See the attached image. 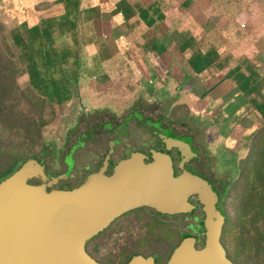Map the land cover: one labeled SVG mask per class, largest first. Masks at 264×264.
Instances as JSON below:
<instances>
[{
    "label": "crops",
    "instance_id": "0c3cea01",
    "mask_svg": "<svg viewBox=\"0 0 264 264\" xmlns=\"http://www.w3.org/2000/svg\"><path fill=\"white\" fill-rule=\"evenodd\" d=\"M10 4L23 79L58 104L120 90L155 104L218 179L264 131V0Z\"/></svg>",
    "mask_w": 264,
    "mask_h": 264
},
{
    "label": "water",
    "instance_id": "95a60500",
    "mask_svg": "<svg viewBox=\"0 0 264 264\" xmlns=\"http://www.w3.org/2000/svg\"><path fill=\"white\" fill-rule=\"evenodd\" d=\"M161 138L164 148H150L151 160L144 161L147 151H132L110 174L90 172L70 189L45 190L58 176L48 178L43 159H25L0 181V264H103L86 250L87 239L139 206L190 213L196 208L190 195L201 204L204 239L198 244L196 234L183 235L163 264H236L221 240L225 216L211 179L184 164L198 154L191 137L167 132ZM172 146L180 155L178 175L172 168ZM34 176L43 182L29 183ZM154 263L153 255L136 253L118 264Z\"/></svg>",
    "mask_w": 264,
    "mask_h": 264
},
{
    "label": "rangeland",
    "instance_id": "374dc122",
    "mask_svg": "<svg viewBox=\"0 0 264 264\" xmlns=\"http://www.w3.org/2000/svg\"><path fill=\"white\" fill-rule=\"evenodd\" d=\"M10 5V0H0V21L3 23L11 45L9 30L12 23V12ZM14 58L17 62L16 79L25 92V102L29 106L33 105L32 112H34L36 119V127H22L20 130L0 127V134L5 132L12 138L11 152L17 153L20 158L31 155L39 157L41 155L40 151L46 145H59L64 129L62 118L66 109L100 107L108 103L116 106V104H125L121 98L128 96V92L123 93V90H120L118 93L87 92L84 95L77 96V100L63 104L42 100L40 96L37 97L35 90L27 89L22 76L23 69L16 57ZM82 80L83 83L90 81ZM262 138H264V131L254 137L248 148L240 153L238 161L236 156L232 155L231 170L225 175L224 186L222 184L221 189L218 190L221 200V202L219 200L218 206L225 216L223 242H225L226 250L234 249L238 222L241 219V197L246 185L250 184L254 178L253 169L261 153ZM206 150L205 148V152ZM199 160L201 163V157ZM201 169L203 170V168ZM195 214L198 216V220L203 217L201 210ZM191 217L192 215L188 213L159 214L149 206H139L125 211L105 228L87 239V247L94 257L105 264H118L123 260L125 254L130 252L151 254L157 257L158 252L161 251L163 256L161 259L157 258V264H161L166 261L173 245L179 240L178 228L182 231H191L197 234L195 228L185 225V222ZM203 230L202 228L199 230L202 231V234L198 235L200 243L204 239Z\"/></svg>",
    "mask_w": 264,
    "mask_h": 264
},
{
    "label": "flooded vegetation",
    "instance_id": "af4514ba",
    "mask_svg": "<svg viewBox=\"0 0 264 264\" xmlns=\"http://www.w3.org/2000/svg\"><path fill=\"white\" fill-rule=\"evenodd\" d=\"M121 99L125 104H116L115 106L108 103L100 107H79L65 110L62 118L64 129L58 151L53 149L51 153H44L38 157L43 159L44 171L48 178L58 176L51 185L44 186L45 190L74 188L81 184L90 172L101 170L105 174H110L114 165L121 159L129 157L132 151H147L148 157L144 158V161L147 162L151 160L150 148L155 145L161 149L164 148L162 133L184 134L174 124L166 120L155 104H146L143 101L138 102L126 97ZM192 145L197 149L195 143ZM200 151L198 148L197 156L185 161L184 164L193 166L197 172L210 178L218 193L221 185L225 184L224 179L222 176L219 179L210 176L201 169ZM169 153L173 172L178 175L182 170L179 167V152L176 147L172 146ZM27 181L31 184L43 182L40 176L31 177ZM189 198L196 204V208L189 213L192 217L185 222V225L187 227L189 225L196 226L198 239V235L202 234V231H199L201 227H198V216L195 213L201 210V204L198 203L195 195H190ZM219 200L218 193L217 205ZM85 247L92 255L87 247V241ZM154 261L156 264L155 255Z\"/></svg>",
    "mask_w": 264,
    "mask_h": 264
},
{
    "label": "trees",
    "instance_id": "16d2710c",
    "mask_svg": "<svg viewBox=\"0 0 264 264\" xmlns=\"http://www.w3.org/2000/svg\"><path fill=\"white\" fill-rule=\"evenodd\" d=\"M14 57L15 53L8 41L3 23L0 21V127H3V129L15 130H20L22 127H36V119L34 117V112H32L33 105L29 106L25 102V92L19 86L16 79L17 62ZM26 85L27 89L29 88L28 90L33 89L36 91L38 98L40 96L42 100L55 103L58 102L43 95L32 85L28 83H26ZM11 140L12 138L7 133L2 132L0 134V181L16 170L25 159L29 157L38 158L35 155L20 158L17 153H12ZM261 143V153L253 169L254 178L250 184L246 185L241 197V219L238 222L234 249L226 250L227 255L230 258L232 257L231 259H234L233 261L237 264H264V138L261 139ZM53 149L58 151L59 148L55 145H46V147L40 151V154L51 153ZM201 220L202 218L197 222L198 227L202 228L200 224ZM189 226L196 228L195 225ZM224 229L225 228L222 230L221 240L225 246V242H223ZM177 230L179 240L173 245L172 249L178 244L183 235L194 234L193 232L182 231L180 228ZM201 243L199 242L198 244ZM171 251L169 253H171ZM136 253L137 252H130L125 254L123 260L118 263L127 261ZM162 256L163 253L159 251L156 257V264L157 258L161 259Z\"/></svg>",
    "mask_w": 264,
    "mask_h": 264
}]
</instances>
